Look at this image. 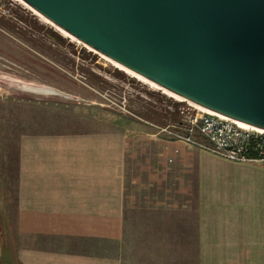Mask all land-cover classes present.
<instances>
[{"label": "rangeland", "instance_id": "1", "mask_svg": "<svg viewBox=\"0 0 264 264\" xmlns=\"http://www.w3.org/2000/svg\"><path fill=\"white\" fill-rule=\"evenodd\" d=\"M25 84L62 94L32 92ZM193 106L24 0H0V264H17L21 136L102 127L128 137L127 214L115 237L123 264H197L196 152L176 136L180 108Z\"/></svg>", "mask_w": 264, "mask_h": 264}, {"label": "crops", "instance_id": "2", "mask_svg": "<svg viewBox=\"0 0 264 264\" xmlns=\"http://www.w3.org/2000/svg\"><path fill=\"white\" fill-rule=\"evenodd\" d=\"M127 138L104 127L21 136L17 264H123ZM193 146L197 264H264V165Z\"/></svg>", "mask_w": 264, "mask_h": 264}, {"label": "water", "instance_id": "3", "mask_svg": "<svg viewBox=\"0 0 264 264\" xmlns=\"http://www.w3.org/2000/svg\"><path fill=\"white\" fill-rule=\"evenodd\" d=\"M24 1L185 101L264 129V0Z\"/></svg>", "mask_w": 264, "mask_h": 264}, {"label": "built area", "instance_id": "4", "mask_svg": "<svg viewBox=\"0 0 264 264\" xmlns=\"http://www.w3.org/2000/svg\"><path fill=\"white\" fill-rule=\"evenodd\" d=\"M180 115L178 139L232 160L264 165V129L245 127L238 120L196 106L181 107Z\"/></svg>", "mask_w": 264, "mask_h": 264}, {"label": "bare ground", "instance_id": "5", "mask_svg": "<svg viewBox=\"0 0 264 264\" xmlns=\"http://www.w3.org/2000/svg\"><path fill=\"white\" fill-rule=\"evenodd\" d=\"M26 3V2H25ZM62 29V28H61ZM64 30V29H63ZM64 31H66V30H64ZM67 32V31H66ZM116 62V61H115ZM118 63V62H117ZM120 64V63H119ZM121 65V64H120ZM123 66V65H122ZM123 67H125V66H123ZM125 68H127V67H125ZM128 69V68H127ZM130 70V69H129ZM132 71V70H131ZM134 72V71H133ZM139 75V74H138ZM141 76V75H140ZM143 77V76H142ZM145 78V77H144ZM147 79V78H146ZM149 80V79H148ZM153 82V81H152ZM26 85V84H25ZM26 86H31L30 84H27ZM39 88H42V87H39ZM196 106H198L199 108H201V109H203V110H207V111H209V112H214V111H212V110H210V109H207V108H205V107H203V106H201V105H198V104H195ZM239 123L241 124V125H243V126H245V127H253V128H257V127H254V126H251V125H249V124H246V123H244V122H241V121H239ZM257 129H260V128H257Z\"/></svg>", "mask_w": 264, "mask_h": 264}, {"label": "trees", "instance_id": "6", "mask_svg": "<svg viewBox=\"0 0 264 264\" xmlns=\"http://www.w3.org/2000/svg\"><path fill=\"white\" fill-rule=\"evenodd\" d=\"M182 103H180V102H175L174 103V106L177 108L179 105H181ZM177 113H179L177 110H175V112H173V114H174V120H176V117H177V115H179V114H177ZM176 116V117H175Z\"/></svg>", "mask_w": 264, "mask_h": 264}]
</instances>
